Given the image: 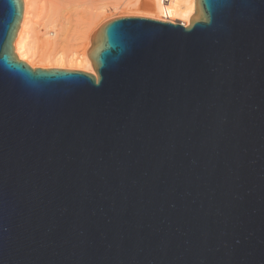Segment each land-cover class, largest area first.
Instances as JSON below:
<instances>
[{"label":"water","instance_id":"water-1","mask_svg":"<svg viewBox=\"0 0 264 264\" xmlns=\"http://www.w3.org/2000/svg\"><path fill=\"white\" fill-rule=\"evenodd\" d=\"M0 0V264H264V0L124 15L95 73L32 68Z\"/></svg>","mask_w":264,"mask_h":264},{"label":"bare ground","instance_id":"bare-ground-1","mask_svg":"<svg viewBox=\"0 0 264 264\" xmlns=\"http://www.w3.org/2000/svg\"><path fill=\"white\" fill-rule=\"evenodd\" d=\"M113 1L23 0V18L14 40L15 53L32 68L95 73L87 50L92 44L91 35L105 19L134 13L188 26L195 13V0H140L139 6L135 4L138 0H122L123 9Z\"/></svg>","mask_w":264,"mask_h":264},{"label":"rangeland","instance_id":"rangeland-1","mask_svg":"<svg viewBox=\"0 0 264 264\" xmlns=\"http://www.w3.org/2000/svg\"><path fill=\"white\" fill-rule=\"evenodd\" d=\"M113 1V0H112ZM113 2H115L114 3V5H118V4H122V5H124V1H123V3H120V2H122V0H119V2L116 4V0L115 1H113ZM113 2H110L111 3V6H113L112 4H113ZM135 4H136V6H139L140 5V0H138L137 2H135ZM120 5H118V6H120ZM121 5V6H122ZM121 9H123V6L121 7ZM130 9H134V8H130ZM124 15H136V16H145V15H143V14H134V13H131V14H129V13H126V14H124ZM124 15H122V14H116V15H113V16H111V17H109V18H107V19H105L103 22H102V24L105 22V21H107V20H109V19H111V18H114V17H118V16H124ZM160 20H162V19H160ZM179 22V21H178ZM93 72H94V69H93Z\"/></svg>","mask_w":264,"mask_h":264},{"label":"built area","instance_id":"built-area-1","mask_svg":"<svg viewBox=\"0 0 264 264\" xmlns=\"http://www.w3.org/2000/svg\"><path fill=\"white\" fill-rule=\"evenodd\" d=\"M164 2H169L170 0H163ZM165 21H168L167 19L165 20ZM169 22H171V21H169ZM180 23H182V22H180Z\"/></svg>","mask_w":264,"mask_h":264}]
</instances>
